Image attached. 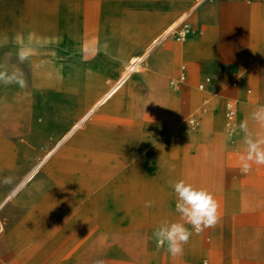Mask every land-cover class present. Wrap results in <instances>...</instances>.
<instances>
[{
  "label": "rangeland",
  "instance_id": "1",
  "mask_svg": "<svg viewBox=\"0 0 264 264\" xmlns=\"http://www.w3.org/2000/svg\"><path fill=\"white\" fill-rule=\"evenodd\" d=\"M210 1L196 7V0H0V72L20 74L24 81L23 86L0 82V264H95L97 260L107 264L109 253L120 255L123 250V226L131 223L130 217L122 215V204L119 213L109 203L111 215L103 220L84 214L95 208L98 193L105 201L114 196L128 202L129 180L119 176L122 152L124 144L149 141L144 133L149 123L143 117L167 121L168 99L178 97L184 86L200 96L186 119L195 112L202 116L212 112L228 99L235 102L238 119L240 97L230 94V89L242 87L252 104L264 97L256 72L243 85V73L229 72L218 81L205 59L211 34L203 25H195L203 30L201 36L183 43L169 35L165 44L152 48L181 17L194 22V13ZM245 2L252 8V18L264 17L262 1ZM106 30L114 31L115 38L98 41ZM107 42L109 60L97 56L99 49H107ZM190 44L196 48L195 59L174 55V49L176 53ZM22 50L29 52L23 62ZM137 56L143 59L134 66L131 60ZM256 62L249 59L250 70ZM183 64L187 77L180 88H174L169 81L180 74ZM127 71L131 75L122 87L93 111ZM96 75L113 85L86 106L102 91L93 95L86 87ZM206 76L212 78L211 87L199 89ZM118 102L124 103L125 111ZM110 113L115 116L106 117ZM127 114L135 118L128 121ZM185 124L190 128L187 120ZM46 151L50 152L43 158L51 155L49 159L32 179L23 181ZM7 177L11 183L3 182ZM112 185L121 190L111 193ZM56 191L62 196L51 204L49 197ZM28 235L36 242L31 249L21 245ZM131 264H144L138 250L131 249Z\"/></svg>",
  "mask_w": 264,
  "mask_h": 264
},
{
  "label": "crops",
  "instance_id": "2",
  "mask_svg": "<svg viewBox=\"0 0 264 264\" xmlns=\"http://www.w3.org/2000/svg\"><path fill=\"white\" fill-rule=\"evenodd\" d=\"M260 2L264 6V0ZM251 13L252 8L245 0L207 2L194 13V22L187 19L193 30L188 38L181 42L203 35V30L197 27L205 26L211 34L209 56L205 59L214 68L218 81L225 80L229 72L243 73L245 74L241 79L243 85L249 81V76L256 72L260 76V88L263 89L264 17L255 20ZM169 32L168 35H171ZM114 38V31L106 30L101 31L98 41H110ZM26 39L29 37L27 36ZM31 44L26 40L27 47L32 48ZM109 48L107 42V49H99L97 56L109 60L111 57ZM174 55L176 57L188 55L195 59L197 51L195 46L190 44L179 48L176 53L174 51ZM250 58L257 59L254 70H250ZM127 66L128 64L122 68L124 72ZM182 75L185 76V80L187 77L185 64L181 66L180 74L170 79V85L180 88L184 82L181 79ZM95 78L101 79L99 84ZM207 78L209 81H206ZM201 84H204L206 89L212 85V78L206 76L201 79L198 87L204 89L200 88ZM233 84L235 86L236 82ZM112 85L105 81L104 76L96 75L86 87L92 88L93 95L100 89L102 91L95 98L92 97L86 106L96 102ZM242 90V87L229 90L230 94L240 97L241 112L238 114V121L241 124L247 120L248 128L253 134H264V126L250 119V114L257 107L264 105V97L252 104V101L243 95ZM248 92L251 90L249 89ZM176 97L168 99L171 102V112L167 121L157 122L143 117L146 119L144 121L149 123V128L144 129V133L149 137L145 145L132 144L127 147L124 144L123 169L119 172V176L129 180L127 191L125 187L122 190L128 193V202L121 201L119 197L115 199L114 196H110L105 201L103 197L99 198L98 193L97 198L94 199L95 208L84 214L95 220H103L111 215L109 206L116 205L120 213L122 204V215L130 217L131 223L123 226L126 240L123 243V250L119 252L120 255L118 253L116 255L115 252L109 253L107 264H131V249L140 252L144 264H202L205 259L207 260L205 264H264V166L253 165L249 173L240 172L239 157L244 152L243 133L239 126L234 134L228 132L227 101L224 106L219 103L212 112L205 111L203 116L195 112L189 114L186 119L185 115L188 111L200 103V96L184 86ZM117 104L121 107L124 103ZM121 109L125 111L122 107ZM138 110L141 111L134 109L135 112ZM111 113L106 114V117L115 116ZM126 116L128 121L135 118L129 114ZM191 118L196 119V126L190 124ZM185 120L190 128L185 124ZM150 123H154L153 128ZM127 130L130 132L131 128L130 131ZM66 137L64 135L62 140ZM49 152L46 151L32 164L25 173L23 181H27L28 175L35 169L36 173L49 159L51 155L43 158ZM1 160L0 152V164ZM172 165L175 166L174 171H170ZM179 179L208 189L219 203L220 220L214 227L200 234L193 232L188 244L184 245L183 254L173 257L166 251V246L157 248L151 236L154 228L162 221L176 222L180 219L176 212V196L169 184V181ZM115 190L119 192L121 189L117 185H112L111 193ZM61 196L60 192L56 191L49 197L50 203L60 199ZM7 199L8 197L5 201ZM146 202H151V207H146ZM43 203L44 201L42 205ZM106 203H109V206ZM35 244L34 237L30 235L21 240V245L29 246L30 249Z\"/></svg>",
  "mask_w": 264,
  "mask_h": 264
},
{
  "label": "clouds",
  "instance_id": "3",
  "mask_svg": "<svg viewBox=\"0 0 264 264\" xmlns=\"http://www.w3.org/2000/svg\"><path fill=\"white\" fill-rule=\"evenodd\" d=\"M29 55L27 50L19 54L21 62ZM17 82L24 85L20 74L8 76L0 72V82ZM250 119L264 126V105L257 107L251 114ZM240 130L243 133L242 144L244 152L239 157V167L242 174L251 171L252 166H264V134H253L247 120L242 122ZM175 166H170L174 171ZM4 183H11L12 179L7 177ZM170 187L176 196V212L180 219L176 222L162 221L152 232L151 239L156 243L157 248L165 247L166 251L173 257L183 254L184 245L188 244L193 232L200 234L208 228L214 227L220 220L219 203L214 195L204 187H198L184 179L169 181ZM146 207H151V202H146ZM190 226V228H189ZM95 264H104L97 260Z\"/></svg>",
  "mask_w": 264,
  "mask_h": 264
},
{
  "label": "built area",
  "instance_id": "4",
  "mask_svg": "<svg viewBox=\"0 0 264 264\" xmlns=\"http://www.w3.org/2000/svg\"><path fill=\"white\" fill-rule=\"evenodd\" d=\"M197 4L201 3L203 0H196ZM193 28L191 23L184 18L181 22L175 25L169 32L173 37L178 41H185L188 36L191 34ZM185 76L182 75L181 79L184 80ZM206 81H209L207 78ZM172 83H174L172 81ZM200 88H204V84L200 85ZM190 124L196 126L197 121L195 118L190 119ZM226 126L230 134H234L238 129V119H237V106L232 99L227 100L226 102Z\"/></svg>",
  "mask_w": 264,
  "mask_h": 264
},
{
  "label": "bare ground",
  "instance_id": "5",
  "mask_svg": "<svg viewBox=\"0 0 264 264\" xmlns=\"http://www.w3.org/2000/svg\"><path fill=\"white\" fill-rule=\"evenodd\" d=\"M182 18V17H181ZM175 24V23H174ZM173 24V25H174ZM173 25L171 26V28L173 27ZM170 28V29H171ZM169 29V30H170ZM169 30L164 34V35H162L161 37H159V38H157L151 45H152V48L153 47H156V46H159V45H161V44H165V40L167 39V36H169L168 35V32H169ZM149 51L150 50H148V53H149ZM174 51H176V49H174ZM143 59V57L142 56H137V57H134L132 60H131V64L132 65H137L139 62H140V60H142ZM133 70V69H132ZM131 74H130V71H127L123 76H122V78L121 79H119V81L108 91V93L103 97V99L94 107V109H93V111L96 109V108H98L101 104H103L104 102H106L109 98H111L112 96H113V94L115 93V92H117L120 88H121V86H122V84L124 83V82H126V80L128 79V77L130 76ZM79 124H77L76 126H78ZM75 126V127H76ZM74 127V128H75ZM71 133V132H70ZM36 170V169H35ZM35 170H33V172H31L29 175H28V177H27V180L28 179H30L32 176H33V174L35 173Z\"/></svg>",
  "mask_w": 264,
  "mask_h": 264
}]
</instances>
